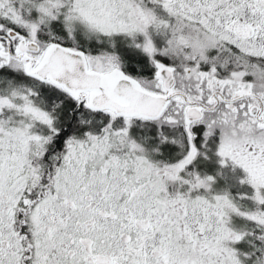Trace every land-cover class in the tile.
<instances>
[{
  "label": "snow or ice",
  "instance_id": "6c2138e0",
  "mask_svg": "<svg viewBox=\"0 0 264 264\" xmlns=\"http://www.w3.org/2000/svg\"><path fill=\"white\" fill-rule=\"evenodd\" d=\"M0 264H264V0H0Z\"/></svg>",
  "mask_w": 264,
  "mask_h": 264
},
{
  "label": "rangeland",
  "instance_id": "374dc122",
  "mask_svg": "<svg viewBox=\"0 0 264 264\" xmlns=\"http://www.w3.org/2000/svg\"><path fill=\"white\" fill-rule=\"evenodd\" d=\"M210 167L215 170H217V165L215 164H210ZM229 169V170H227ZM224 170L229 171L232 175H233V179H230L229 181H227V183L224 182H220L218 180L217 184H216V189L217 190H227L229 191L233 196H236L238 193H241L245 190L246 186H243L239 183V181L241 179H243V177L246 175L244 173V171L242 169H240L239 167H236L233 169V167L229 164ZM228 179V177L225 178V180ZM222 180V179H220ZM219 185V186H218ZM228 187V188H227ZM232 190H234V194L231 192ZM175 191V186H169L168 188V192L169 194H173Z\"/></svg>",
  "mask_w": 264,
  "mask_h": 264
},
{
  "label": "trees",
  "instance_id": "16d2710c",
  "mask_svg": "<svg viewBox=\"0 0 264 264\" xmlns=\"http://www.w3.org/2000/svg\"><path fill=\"white\" fill-rule=\"evenodd\" d=\"M227 170H229V169H227ZM206 171L208 172V174H214L215 173V170H213L211 167H210V165L207 167V169H206ZM224 173H225V177H228V179H222V180H220L219 179V181L220 182H224V183H227V181H229L230 179H233V175L229 172V171H227L226 172V170H224ZM228 184V183H227ZM219 186V185H218ZM228 188V187H227ZM233 194H234V190H232L231 191Z\"/></svg>",
  "mask_w": 264,
  "mask_h": 264
}]
</instances>
